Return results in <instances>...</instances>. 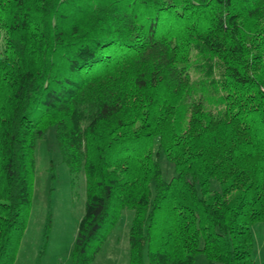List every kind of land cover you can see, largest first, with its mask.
<instances>
[{"label":"trees","instance_id":"16d2710c","mask_svg":"<svg viewBox=\"0 0 264 264\" xmlns=\"http://www.w3.org/2000/svg\"><path fill=\"white\" fill-rule=\"evenodd\" d=\"M51 126L85 181L71 264L91 262L126 208L129 264H255L264 0H0V264L15 260Z\"/></svg>","mask_w":264,"mask_h":264},{"label":"rangeland","instance_id":"374dc122","mask_svg":"<svg viewBox=\"0 0 264 264\" xmlns=\"http://www.w3.org/2000/svg\"><path fill=\"white\" fill-rule=\"evenodd\" d=\"M158 160L162 177L167 181L174 174L173 165L163 152L158 154ZM34 162L31 209L16 256H19V264H71L77 226L84 213V175L80 173L76 178H71L66 164L61 160L54 126L49 127L36 141ZM218 186L211 181L212 188ZM132 216L133 210L126 208L114 225L103 228L101 233L106 238L89 264H129L128 232ZM251 231L253 259L255 264H262L264 222H255ZM143 259L148 263L145 252ZM195 263L207 264V261L199 253Z\"/></svg>","mask_w":264,"mask_h":264},{"label":"crops","instance_id":"0c3cea01","mask_svg":"<svg viewBox=\"0 0 264 264\" xmlns=\"http://www.w3.org/2000/svg\"><path fill=\"white\" fill-rule=\"evenodd\" d=\"M13 264H19V256H18V255L16 256V258H15Z\"/></svg>","mask_w":264,"mask_h":264}]
</instances>
